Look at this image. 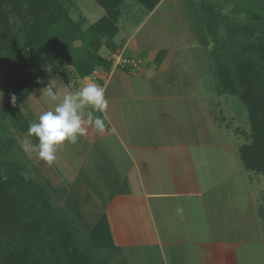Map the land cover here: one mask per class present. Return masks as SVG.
Segmentation results:
<instances>
[{
    "label": "crops",
    "instance_id": "1",
    "mask_svg": "<svg viewBox=\"0 0 264 264\" xmlns=\"http://www.w3.org/2000/svg\"><path fill=\"white\" fill-rule=\"evenodd\" d=\"M166 1L151 10L144 7L133 33L116 41L118 26L116 51L135 65L98 67L91 76H77V91L96 83L108 102L101 113L105 128L99 131L114 158L105 172L115 173L114 184L104 187L111 192L100 195V215L107 216L114 244L108 249L118 264H264V206L248 175L238 173L237 160L220 142L185 139L160 119L165 111L154 109L156 102L169 99L154 93V86L169 83L175 48L154 46V39H138L134 33ZM103 14L104 9L98 18ZM144 109L149 120L142 119ZM209 112L207 120L216 127L222 123Z\"/></svg>",
    "mask_w": 264,
    "mask_h": 264
},
{
    "label": "rangeland",
    "instance_id": "2",
    "mask_svg": "<svg viewBox=\"0 0 264 264\" xmlns=\"http://www.w3.org/2000/svg\"><path fill=\"white\" fill-rule=\"evenodd\" d=\"M59 1L82 28L103 13V8L94 0ZM120 9V33L114 38L116 41L127 37L123 33H133L145 15V8L135 0H124ZM134 35L150 42L154 39V46L175 48V56L167 72L169 83L154 86V93L160 91L169 96L167 101L156 102L158 105L154 106L160 112L165 111L160 119L178 128L174 130H181L180 135L185 139L217 141L224 145L222 149L234 156L235 163L237 160L238 173L245 174L246 178L248 175L253 190L261 196L259 202L264 206V175L245 169L239 157L236 159L237 146L250 140L246 106L236 95L222 92L223 82L219 74V64L230 70L236 62L249 64L256 70L254 84L257 87L260 82L258 75L264 74V51L257 50L264 44V0H167L157 7L154 19L150 18ZM74 45L80 46L81 43L76 40ZM100 53L110 56L104 47ZM116 53L114 63L112 61L114 67L118 64V57H124L122 52ZM9 64L10 59L1 54L0 92L3 96L0 98V135L5 141L4 158L21 163L50 194L51 204L73 215V224L85 236L102 211L103 197L100 195L111 192L104 187L114 184L115 173H105L114 161L109 142L91 126L75 144L65 141L58 146L56 159L51 164L38 158L35 152H25V143H38V139L28 133L30 124L59 102L51 101L43 88L49 81L56 80L55 91L62 100L64 95L77 91L78 80L73 73L65 77L54 74L46 80L39 68L25 70L31 75L33 91L17 106H12L9 104ZM209 111L222 122L217 127L206 119L211 114ZM148 112L144 109L142 119L149 120ZM169 117L173 120L167 121ZM137 119L143 123L142 119ZM93 136L98 137L96 141ZM233 172H236L235 166ZM244 184L248 186L249 183ZM92 251L106 259L111 253V263L118 264L113 260L111 249L94 248Z\"/></svg>",
    "mask_w": 264,
    "mask_h": 264
},
{
    "label": "trees",
    "instance_id": "3",
    "mask_svg": "<svg viewBox=\"0 0 264 264\" xmlns=\"http://www.w3.org/2000/svg\"><path fill=\"white\" fill-rule=\"evenodd\" d=\"M137 1L151 10L159 0ZM95 2L104 14L82 28L59 0H0V55L10 59L9 86L17 98L15 104L10 98V105L17 106L33 91L25 70L39 68L47 80L54 74L91 76L96 68L113 65L100 50L117 52L113 38L122 0ZM76 40L80 46L74 45ZM257 50L264 51V44ZM219 68L222 92L236 95L247 109L250 140L240 146V160L246 169L264 174V74L258 75L256 87L251 65L236 62L232 70L224 64ZM5 153L0 135V264H111L92 251L114 245L106 214L82 236L73 215L52 205L47 190L21 163L6 160Z\"/></svg>",
    "mask_w": 264,
    "mask_h": 264
},
{
    "label": "clouds",
    "instance_id": "4",
    "mask_svg": "<svg viewBox=\"0 0 264 264\" xmlns=\"http://www.w3.org/2000/svg\"><path fill=\"white\" fill-rule=\"evenodd\" d=\"M49 72L52 68L47 69ZM56 80H51L43 88L51 101H59L51 110L40 114L38 121L30 124L28 133L38 139V143L24 144L25 152H35L38 158L51 164L56 159L57 147L65 141L75 144L79 136L87 132V126L103 131L105 122L95 113H103L108 107L105 89L96 83H87L79 91L66 94L60 100L55 91ZM3 93L0 92V98ZM16 96L11 95V103H16ZM86 116V119L84 118Z\"/></svg>",
    "mask_w": 264,
    "mask_h": 264
},
{
    "label": "built area",
    "instance_id": "5",
    "mask_svg": "<svg viewBox=\"0 0 264 264\" xmlns=\"http://www.w3.org/2000/svg\"><path fill=\"white\" fill-rule=\"evenodd\" d=\"M108 53L110 54V56H108V57L113 59L112 61L114 63V57L116 56V53H110V52H108ZM135 64H136V61L134 59H131L128 57H121V56L118 57V64L117 65H120L123 67H129V66H133Z\"/></svg>",
    "mask_w": 264,
    "mask_h": 264
}]
</instances>
